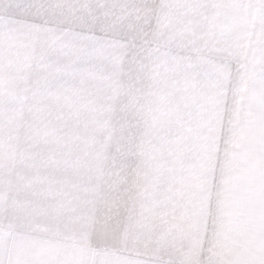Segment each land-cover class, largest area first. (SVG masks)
I'll return each instance as SVG.
<instances>
[{
	"label": "snow or ice",
	"instance_id": "6c2138e0",
	"mask_svg": "<svg viewBox=\"0 0 264 264\" xmlns=\"http://www.w3.org/2000/svg\"><path fill=\"white\" fill-rule=\"evenodd\" d=\"M0 264H264V0H0Z\"/></svg>",
	"mask_w": 264,
	"mask_h": 264
}]
</instances>
